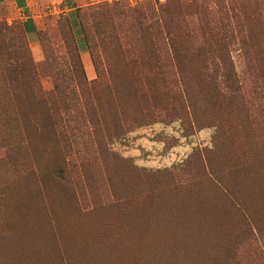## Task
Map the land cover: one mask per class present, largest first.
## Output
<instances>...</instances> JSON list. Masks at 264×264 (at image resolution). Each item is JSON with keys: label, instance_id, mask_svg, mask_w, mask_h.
Wrapping results in <instances>:
<instances>
[{"label": "rangeland", "instance_id": "374dc122", "mask_svg": "<svg viewBox=\"0 0 264 264\" xmlns=\"http://www.w3.org/2000/svg\"><path fill=\"white\" fill-rule=\"evenodd\" d=\"M85 13L114 91L76 65L81 90L58 97L66 17L42 14L35 53L0 0V264H264V0ZM5 55L31 79L7 77Z\"/></svg>", "mask_w": 264, "mask_h": 264}, {"label": "crops", "instance_id": "0c3cea01", "mask_svg": "<svg viewBox=\"0 0 264 264\" xmlns=\"http://www.w3.org/2000/svg\"><path fill=\"white\" fill-rule=\"evenodd\" d=\"M110 1L112 0H1L3 4L10 7L17 17L22 19L23 30L27 35L30 47L35 53H38L42 45L39 38V32L41 31L40 18L42 14L48 10L50 14L56 13L66 17L70 21L75 36L88 84L96 80V72L83 34L82 17L89 8ZM108 78L110 80L109 90L114 91L112 80H116V73H109ZM158 124L161 123L152 122L135 126L137 130L134 129L128 132L127 135L136 134V131L139 129L157 126ZM139 141H142V139H139Z\"/></svg>", "mask_w": 264, "mask_h": 264}, {"label": "trees", "instance_id": "16d2710c", "mask_svg": "<svg viewBox=\"0 0 264 264\" xmlns=\"http://www.w3.org/2000/svg\"><path fill=\"white\" fill-rule=\"evenodd\" d=\"M102 14H104V13H101L99 15L98 14H94V15L97 17V19H99V16L102 17L101 16ZM97 22H99V20ZM100 24L98 23L99 26H100ZM93 26L91 25V27H93ZM54 27H55V31L60 36V40L62 41V43L64 44V47L67 50V52L64 55L60 56L62 59L61 65L59 66L58 70L55 72V76L57 78L54 79V81H55L54 89H55V91L59 97V95L63 94V92L67 88L70 89V87H72L71 90H74V88L80 89L81 83L77 78V71L78 70L76 68V65L80 69V71L83 75L84 81L86 83H88V80L86 77V73H85V70H84V67L82 64L80 54L78 52V47H77V44L75 41V36H74L73 30H72L70 21L67 18L60 17L59 19L56 20ZM93 28L96 31V33H98L99 28H98L97 24ZM82 30H83L84 37L86 40V44L88 46L90 55L92 57L93 65H94L95 72H96V80L90 84L91 86H93V85H96L100 81L101 78H103L102 77L103 73H104V76H106V77H108L109 73L112 74L111 72H112L113 68H112V64L110 62L105 63V61H103L104 66L106 64V67L104 69L106 72L103 71V69L101 68V65H102L101 59L97 53L96 47L94 45V41H93L91 35L89 34L88 29L83 24H82ZM45 40H46V38L44 37L43 33H40V41H41L42 45L44 44ZM71 50L75 51L74 53L76 56L73 57V53H71ZM74 58H76V60H74ZM2 62H3V67H4V73L7 77L16 76V77H20L21 79H24V80H26V78L29 80V79H31L29 77V75L34 74L33 73L34 68L31 64H29V71H30L29 74L27 75V73L26 74L24 73V68H25L24 62H25V60H23V58L19 55H10V56L5 55V57H3ZM63 81H64V84L62 85ZM203 128H206V127H202L200 129H203ZM204 151L208 153V150L207 151L206 150L196 151L195 154L192 155L191 157L193 159H195L196 161H198L199 164H202V160L204 158L203 157ZM248 206H249V204H248ZM240 208H241V206L239 207V209ZM199 212H201V209L199 210ZM197 213H198V211H196V214ZM196 218L201 219V221L199 220L200 222H204V220H203L204 218L203 219L199 218V217H196ZM165 229H167V230H165L164 233H170V234L185 233L184 229H178V230H182L181 232H178V233H171L170 232L171 229H177V228L170 227V228H165Z\"/></svg>", "mask_w": 264, "mask_h": 264}, {"label": "bare ground", "instance_id": "6f19581e", "mask_svg": "<svg viewBox=\"0 0 264 264\" xmlns=\"http://www.w3.org/2000/svg\"><path fill=\"white\" fill-rule=\"evenodd\" d=\"M155 224V223H154ZM160 224V223H159ZM158 225V224H157ZM161 226V225H160ZM147 228H149V227H147ZM163 228V227H162ZM143 229V228H142ZM150 229V228H149ZM140 230V229H139ZM156 230V229H155ZM166 230V229H165ZM134 231V230H133ZM157 231V230H156ZM155 231V232H156ZM208 231H209V229H208ZM162 232V231H161ZM209 233V232H208ZM168 234V233H167ZM128 235V234H127ZM132 235H134V234H132ZM158 235V234H157ZM144 236V235H143ZM150 237V236H149ZM140 238V237H139ZM159 238V237H158ZM182 238V237H181ZM134 239H136V238H134ZM143 239V238H142ZM151 239V238H150ZM155 239V238H154ZM124 240V239H123ZM128 240V239H127ZM131 241V240H130ZM143 241V240H142ZM159 241V240H158ZM145 243V242H144ZM153 244V243H152ZM155 244V243H154ZM129 245V244H128ZM139 245V244H138ZM133 246V245H132ZM140 246V245H139ZM142 246V245H141ZM143 246H145V245H143ZM148 246V245H147ZM154 246V245H153ZM135 249V248H134ZM140 249V248H139ZM149 249V248H148ZM185 249V248H184ZM128 251H129V249H128ZM119 252V251H118ZM123 255V254H122ZM129 258V257H128ZM186 258V257H185ZM102 261V260H101ZM192 261V260H191ZM91 264H92V262H91ZM156 264V263H155Z\"/></svg>", "mask_w": 264, "mask_h": 264}, {"label": "built area", "instance_id": "2783aa9c", "mask_svg": "<svg viewBox=\"0 0 264 264\" xmlns=\"http://www.w3.org/2000/svg\"><path fill=\"white\" fill-rule=\"evenodd\" d=\"M158 1L163 2V1H165V0H158Z\"/></svg>", "mask_w": 264, "mask_h": 264}]
</instances>
